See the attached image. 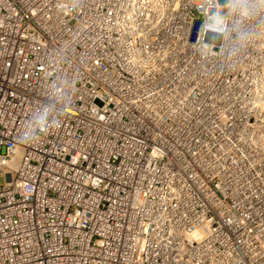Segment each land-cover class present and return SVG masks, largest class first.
<instances>
[{
	"label": "built area",
	"instance_id": "2783aa9c",
	"mask_svg": "<svg viewBox=\"0 0 264 264\" xmlns=\"http://www.w3.org/2000/svg\"><path fill=\"white\" fill-rule=\"evenodd\" d=\"M0 264H264V0H0Z\"/></svg>",
	"mask_w": 264,
	"mask_h": 264
},
{
	"label": "rangeland",
	"instance_id": "374dc122",
	"mask_svg": "<svg viewBox=\"0 0 264 264\" xmlns=\"http://www.w3.org/2000/svg\"><path fill=\"white\" fill-rule=\"evenodd\" d=\"M0 185H1V180H0Z\"/></svg>",
	"mask_w": 264,
	"mask_h": 264
}]
</instances>
